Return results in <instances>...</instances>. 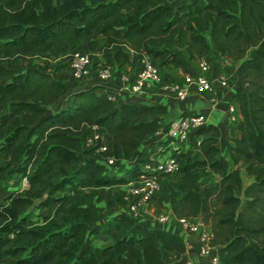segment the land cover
<instances>
[{"label":"trees","instance_id":"16d2710c","mask_svg":"<svg viewBox=\"0 0 264 264\" xmlns=\"http://www.w3.org/2000/svg\"><path fill=\"white\" fill-rule=\"evenodd\" d=\"M81 47L95 56L93 67L99 56L101 66L129 63L135 71L144 55L160 69L186 71L182 54L192 61L211 48L241 60L247 85L234 94L238 136L227 155L207 122L193 132L190 154L180 152L176 175H160L157 194L166 198L170 185L173 214L201 218L218 264H264V0H0V188L16 174L28 181L0 202V264H163L168 252L186 249L179 234L115 212L113 187L151 158L140 146L166 109L119 103L96 86L70 92L57 107L68 86L55 72L68 62L52 60ZM40 55L42 65L34 62ZM43 107L52 113L33 126ZM92 125L106 130L105 150H95L99 140L85 144ZM107 156L134 160L107 168ZM205 174L213 180L200 187ZM95 199L112 214L101 243L88 239L100 217ZM32 206L50 208L42 222L28 215Z\"/></svg>","mask_w":264,"mask_h":264},{"label":"crops","instance_id":"0c3cea01","mask_svg":"<svg viewBox=\"0 0 264 264\" xmlns=\"http://www.w3.org/2000/svg\"><path fill=\"white\" fill-rule=\"evenodd\" d=\"M190 1V0H185ZM182 1V2H185ZM173 4V3H171ZM81 49H85L81 47ZM183 58L187 64V70L184 71L179 67H164L161 69L163 78L166 80L180 79L185 72H199V59L187 60L184 54ZM100 61L94 65L92 71L81 78L75 79L70 75L68 64L64 68H61L55 72V75L61 78L68 86V92L63 96L57 107L62 106L70 92L74 90L84 89L91 86H96L97 93L104 96L108 93H115V101L122 102H135L140 104H156L166 109L165 114L162 116V122L166 123L173 117L183 112H204L208 117V123L214 124L218 128V145L221 155H227V145L233 137L238 136V132L233 126V121L230 120L227 106L229 104H236L234 94L237 86L244 84L247 85V79L241 68V60H233L221 55L215 48H211L210 51L204 56L210 63L209 69L205 72L210 78H216L223 76L226 78L227 85H215L211 91L200 92L196 90L194 86H191L188 95L185 98H178L171 91H166L161 88L160 84H154L151 88L145 89L142 92H133L126 87L129 79L135 72L136 65L129 63L104 65L108 66L111 70V75L108 78H101L98 75V70L101 67V57L97 56ZM57 63H65L66 56H61L53 59ZM89 130H94L100 134V139L103 142L108 141V135L104 128L88 127ZM192 142V140L190 141ZM142 148L149 151L151 154H164L169 148L168 144L160 143L155 134L148 135L141 143ZM178 151H186L190 154V144L187 146H180ZM177 150V149H176ZM215 180L218 175L214 173ZM28 181L25 177L22 178V186L26 187ZM17 187V186H15ZM124 189V187H123ZM122 189V190H123ZM176 191L168 185V190L165 193L166 198H163L159 194H155L150 200L147 208L136 220L137 223L155 226L159 228L167 229L171 232L179 234L183 237L186 243V249L181 253H167L164 257L163 264H183L186 259H192L197 261V251L199 242L195 233L189 232L181 227L177 217L173 214L170 207V197L175 194ZM161 197V198H160ZM95 203L98 206L104 205L103 199H95ZM115 212H119V207ZM168 213L169 218L165 222L158 221V214ZM112 214L109 213L105 219H99L91 225L92 228L98 229L101 222H105ZM38 218V217H37ZM36 218V219H37ZM103 229V228H102ZM99 237L106 239V234L98 233ZM93 242V241H91Z\"/></svg>","mask_w":264,"mask_h":264},{"label":"built area","instance_id":"2783aa9c","mask_svg":"<svg viewBox=\"0 0 264 264\" xmlns=\"http://www.w3.org/2000/svg\"><path fill=\"white\" fill-rule=\"evenodd\" d=\"M65 56L72 78H81L92 71L94 63L92 53L76 48ZM209 67V61L203 56L199 58V72H185L180 79L163 80L160 66L156 60L144 55L126 87L133 92H142L151 88L154 84H160L162 89L171 91L182 99L188 95L191 86L202 92L213 90L217 84H228L223 76L216 78L207 76L205 72ZM98 75L101 78H108L111 75V70L108 66H101L98 70ZM106 97L114 100L116 99V94L108 93ZM227 111L229 112L230 120H234L236 116L234 105L229 104ZM207 121L208 117L204 112H183L164 123L155 131V138L160 143L168 144L169 148L164 154H152L151 158L142 165L140 171L134 175L128 174L126 176L127 181L123 184L122 204L119 206V213L128 214L135 220L138 219L142 212L146 210L152 197L161 189L160 175L174 172L179 168L181 156L178 149L181 148L180 146L184 147L190 144L193 132L204 126ZM92 126L96 127L97 125ZM97 140L100 143L95 150H105L107 142L101 141L98 132L87 129L85 144L92 146ZM198 142L199 139L197 140ZM133 160L134 157L127 159L107 156L102 158L101 162L105 167L113 168L119 165H130ZM168 218V213L158 214L159 222H165ZM177 219L183 229L195 233L199 242L197 261L186 259L183 264H218L217 247L209 241V228L199 220H192L186 216L177 217ZM36 221L42 222L43 218L41 220L36 219Z\"/></svg>","mask_w":264,"mask_h":264},{"label":"rangeland","instance_id":"374dc122","mask_svg":"<svg viewBox=\"0 0 264 264\" xmlns=\"http://www.w3.org/2000/svg\"><path fill=\"white\" fill-rule=\"evenodd\" d=\"M182 1H185V0H165V2L167 3H173V4H178ZM93 58H95V56H93ZM43 57L40 55V56H37L36 59L34 60V62L38 65H42L43 64ZM205 91H208V90H205ZM204 92V91H202ZM160 142V141H159ZM6 161V158L4 156H1L0 155V164H3L4 162ZM125 171V168H120L118 169L116 172H124ZM110 173H112V171H110ZM172 174L171 175H168L167 178L165 179L167 182H169L171 180L172 177H174L176 175L175 172H171ZM242 176H243V185H246L247 183H249L251 181L250 178L246 177L244 171L242 170ZM22 178L19 174H16L13 178H11L5 185H3L1 188H0V202L3 201V199L5 198L6 195L9 194V191L11 189H14L16 188L15 186L17 187H21L22 186ZM213 180V177H209V175L205 174L204 177L201 178L200 182H199V186L202 187L207 181H212ZM28 185V184H27ZM123 184L120 183V184H117L113 187V192H114V195H115V198H116V201H117V209L118 207L121 205V194H122V189H123ZM101 193L104 194V192L107 191V187H103L101 190ZM99 208V212H100V216H101V219H105V217H107V215L109 214V211H108V207L106 205V200H104V205L102 206H98ZM50 210V208H38L36 206H32L29 211H28V215L31 216L32 219L36 220L37 219H40L43 218L42 217V214L43 213H48V211ZM41 217V218H40ZM192 220H199V219H195V218H191ZM103 223L104 222H101L99 224V228L98 229H89V232H88V239L90 241H93V242H96V243H101V242H104L106 241V239H102L101 237H99L98 233L102 234L103 231H102V228H103Z\"/></svg>","mask_w":264,"mask_h":264},{"label":"water","instance_id":"95a60500","mask_svg":"<svg viewBox=\"0 0 264 264\" xmlns=\"http://www.w3.org/2000/svg\"><path fill=\"white\" fill-rule=\"evenodd\" d=\"M43 111V114L38 117L33 126L37 125L41 120L46 119L52 113V110L49 107H43ZM199 221L201 222V218H199Z\"/></svg>","mask_w":264,"mask_h":264}]
</instances>
